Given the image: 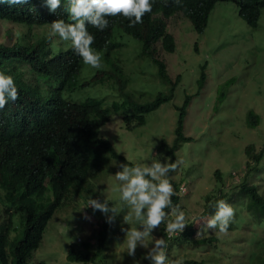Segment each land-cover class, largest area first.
Listing matches in <instances>:
<instances>
[{
    "label": "trees",
    "instance_id": "1",
    "mask_svg": "<svg viewBox=\"0 0 264 264\" xmlns=\"http://www.w3.org/2000/svg\"><path fill=\"white\" fill-rule=\"evenodd\" d=\"M219 2L235 6L240 20L249 28H256L264 10V0H181L180 5L173 3V0H153L152 11L143 17V23L134 27H129L130 22L120 15L107 17L109 25L103 31L88 25L89 33L95 38L92 47L102 55L104 66L99 70L89 67L85 71V64L75 54L72 44L67 49L52 51L48 36H36L25 45L19 40L16 43H0V72L10 75L18 89L16 102L9 101L10 106L7 108V103L0 110V264H29L53 214L69 202L81 199L86 203L91 197L101 202L107 200L112 206V201L102 196L104 187H99L95 180L107 174L110 160L126 161V158L115 149L114 138L109 140L114 135L105 132L102 125L107 126L113 115L120 114L123 127L130 131L143 126L148 114L173 100L181 81L180 74L171 78L165 59L167 54L175 51L173 32L184 21H188L194 31L202 32ZM67 7L68 0H61L56 12L49 11L45 0H29L24 5L0 4V22L5 27L26 26L28 29L32 25L48 26L58 19L71 22ZM8 32L10 34L12 28ZM130 38L136 41L137 59L152 64L156 77L166 86L151 97H143L128 88L129 78L121 66V53H126L124 48L127 46L123 42ZM4 61H18L33 72L51 76L58 83L55 90L47 92L52 96L43 109L39 97H35L38 88H32L19 75L15 76L16 70L12 66L4 67ZM200 67L202 72L197 89L194 93H184L181 105L176 106L178 116L173 139L170 144L166 138L160 140L157 152H163V160L171 158L170 162H175L180 144L191 140V137L184 135L183 126L192 96L197 95L206 82L203 72L205 64ZM84 72L87 74L83 75ZM81 75L84 78L79 80ZM105 83L117 93L118 100L111 104L95 97L67 101L60 95L63 91L73 93L84 88H92L96 92L101 90L102 94L107 89ZM17 108H20L18 114ZM41 109L43 116L39 111ZM44 122L46 125L42 126ZM258 122V115L249 111L246 124L252 127ZM6 128L16 143L12 144L3 138ZM245 156L246 170L239 188H229L227 191L224 187L218 188V194L215 195L206 192L200 213L202 217L214 214L216 201L226 200L237 192L236 196L243 204L232 205L236 219L234 216L229 228L237 229L242 225L264 227V196L254 184L246 183V176L258 169L264 156V145L259 150L253 144L247 145ZM126 164L129 167L136 165L128 161ZM222 176L219 170L213 173V180L219 182L220 187L225 181ZM169 178L175 192L171 197L172 205L182 210L181 189L188 185L177 179L173 172L169 173ZM169 210L165 209L167 213ZM122 211L124 213L125 209L122 208ZM169 219V216L165 218L159 230L168 245L167 256L179 249L194 254L198 249L204 250L205 246L209 248V253L200 257L183 256L179 264H264V236H257L254 229L249 238L253 244L248 251L241 247V259L234 261L231 258L225 263L214 251L217 235L197 238L182 231L176 236H168L163 228ZM132 221L136 223L134 219ZM113 223L114 220L108 223L107 218L101 222L97 246L92 253L79 251L71 243L67 248V261L113 264L108 261H113V257L103 252L105 242L113 235ZM196 229L195 236L202 232L203 227ZM181 244L184 247H179ZM86 246L90 247V244L86 243ZM130 258L127 261L138 259L139 254ZM37 264L46 263L40 261Z\"/></svg>",
    "mask_w": 264,
    "mask_h": 264
},
{
    "label": "rangeland",
    "instance_id": "2",
    "mask_svg": "<svg viewBox=\"0 0 264 264\" xmlns=\"http://www.w3.org/2000/svg\"><path fill=\"white\" fill-rule=\"evenodd\" d=\"M180 23L173 32L175 51L165 56L171 78L181 75L173 100L163 103L148 114L145 124L141 127L128 131L122 125L121 115L115 114L107 126L102 125V129L114 135L109 140L112 141L114 138L115 149L126 158V161L135 164L151 163L152 157H157L163 163V152H157L160 140L166 138L170 144L173 139L178 116L176 106L181 105L184 93H194L197 89V81L202 72L200 66L205 64L203 72L206 75V82L198 94L192 96L184 119L183 133L191 137V140L180 144L174 158V161L180 163L173 174L188 185L181 189L180 205L183 208L181 211L185 213L188 224L183 231L197 238L202 235H217V247L214 250L217 255L222 257L225 263L231 258L238 261L242 257L241 247H245L247 252L253 244L249 239L252 229L257 232V236L262 237L264 227L242 225L237 229L229 228L230 231L226 234H220L218 229L206 227L210 215L202 217L200 213L204 207L206 192L215 195L218 194V188L224 187L225 191L229 188H239V182L242 181L246 170V146L253 144L259 150L264 145V10L257 28L254 29L239 19L237 9L228 2L216 4L210 14L208 25L202 32L194 31L188 21ZM11 28L12 32L9 34L8 29L10 31ZM49 31V25H32L28 29L26 26L5 27L4 23L0 22V43H16L19 40L25 45L36 36L49 37ZM49 41L54 52L71 44L70 41L60 40L58 36L50 37ZM123 43L127 47L124 48L126 53L123 51L121 53V66L129 78L128 88L143 97H151L166 88L156 77L155 67L137 59L136 41L130 38ZM3 65L6 68L12 66L16 70L15 76L19 75L24 83L30 84L32 88L37 87L43 95L58 86L51 76L33 72L18 61H4ZM87 68L89 66L85 65L84 70ZM83 75L79 80L84 78ZM105 87L107 89H104L102 94L101 90L96 92L92 88H84L73 93L63 91L62 97L70 101L95 97L109 104L117 101L116 90L108 83H105ZM249 111L259 117V122L252 127L246 124ZM126 161L110 160L107 174L95 180L99 187H104L103 198H109L113 204L120 205L121 208L114 219V230L111 229L113 235L105 242L103 252L113 257V261L108 260L113 264H135V261L146 264L150 261L143 257L148 249L139 245L135 252V255L139 254V258L127 261L130 256L127 255L125 231L141 226L132 219L125 223L124 217L131 209L120 202V193L113 191V187L119 183L114 175L122 170L119 165L126 164ZM215 170L222 172L225 179L221 187L219 182L213 180ZM249 175L246 176V183L254 184L264 196V156L258 169ZM236 193L231 194L225 201L230 205H240L242 201L238 200ZM122 208L125 209L124 213ZM168 216L169 221L174 219L171 209ZM104 221H106L104 214L86 207V203L81 199L69 202L53 214L29 264H37L40 261L46 264H83L67 261V248L72 243L76 245L75 249L92 253L97 246L100 224ZM197 227L200 229L203 227V230L195 236L194 231H197ZM165 229L166 226L163 230ZM159 230L160 226L151 235L163 238ZM178 234L179 232L168 233V236ZM112 238L114 240H111ZM145 242L150 249L151 240ZM86 243L90 244V247H87ZM179 247L184 245L181 244ZM205 247L204 250L194 251V254L192 251L179 249L174 252L175 255L168 256L170 257L168 260L180 263L183 256L200 257L209 253L208 246Z\"/></svg>",
    "mask_w": 264,
    "mask_h": 264
},
{
    "label": "clouds",
    "instance_id": "3",
    "mask_svg": "<svg viewBox=\"0 0 264 264\" xmlns=\"http://www.w3.org/2000/svg\"><path fill=\"white\" fill-rule=\"evenodd\" d=\"M29 0H0V4L24 5ZM50 12H56L61 6V0H45ZM153 0H68L67 14L71 22L63 19L54 20L49 25V37L58 36L62 41H70L73 50L85 65L93 69H102V55L92 47L95 38L88 31L91 25L103 31L109 25L107 17L123 16L127 19L129 27L143 23V17L152 11ZM173 3L180 5L181 0H173ZM44 75V74H43ZM18 99V89L13 78L0 72V110L9 101L14 103ZM17 114L20 108L16 109ZM3 138L12 144L16 141L8 134L7 128ZM171 158H164L161 163L159 158L152 157L151 163H138L129 167L121 164V171L114 175L119 182L113 187V191L120 193V202L130 207L131 212L124 217L125 223L130 219H135L140 224V228H129L125 231V241L127 245V255L135 256L137 246L148 249L143 259L150 261V264H179V261L170 262L166 249L168 247L163 238H155L151 233L158 229L165 221L168 213L165 209H171L174 219L166 225L165 231L169 234L182 232L188 225L186 216L178 207L172 205L171 197L175 194L170 182L169 173L174 172L179 161L170 162ZM86 207L98 210L111 223L115 216L119 214V205L112 204L104 200L103 202L88 198ZM110 214V215H109ZM235 216L232 205L221 199L215 202V212L207 218L206 227L208 229H218L220 234H226ZM150 239L152 247L145 242ZM139 264V261H135Z\"/></svg>",
    "mask_w": 264,
    "mask_h": 264
},
{
    "label": "bare ground",
    "instance_id": "4",
    "mask_svg": "<svg viewBox=\"0 0 264 264\" xmlns=\"http://www.w3.org/2000/svg\"><path fill=\"white\" fill-rule=\"evenodd\" d=\"M232 5V4H231ZM233 6V5H232ZM235 7V6H234ZM236 8V7H235ZM237 9V8H236ZM237 16H238V10H237ZM239 17V16H238ZM240 19V18H239ZM190 24V23H189ZM257 26H258V23H257ZM256 26V28H257ZM251 29H254V28H251ZM49 40H50V37H49ZM71 45V44H70ZM69 45V46H70ZM69 46L66 47L69 48ZM124 69V68H123ZM61 97H62V93H60ZM52 96V95H51ZM51 96L49 95V93H45V95L41 94L39 90H37V95H35V97H39V101H40V105H41V108L43 109V106L45 105L46 101L48 100V98H51ZM63 98V97H62ZM46 99V100H45ZM64 99V98H63ZM85 98L83 99H80V101H83ZM67 100V99H66ZM68 101V100H67ZM42 109L39 110L41 113H42V116H43V112H42ZM46 123L44 122L42 126H45Z\"/></svg>",
    "mask_w": 264,
    "mask_h": 264
}]
</instances>
